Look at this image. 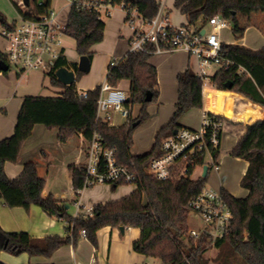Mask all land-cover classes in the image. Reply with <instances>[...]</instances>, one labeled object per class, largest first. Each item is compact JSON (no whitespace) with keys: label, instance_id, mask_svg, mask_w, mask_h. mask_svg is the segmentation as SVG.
<instances>
[{"label":"trees","instance_id":"obj_1","mask_svg":"<svg viewBox=\"0 0 264 264\" xmlns=\"http://www.w3.org/2000/svg\"><path fill=\"white\" fill-rule=\"evenodd\" d=\"M110 1L136 8L148 18L156 14L161 5L157 0ZM175 7L186 14L187 23L200 30L216 14L235 17L242 8L264 9V0H176ZM14 22L15 20L9 21L0 10L1 24L11 26ZM105 27V19L99 18L96 13L77 5L71 7L66 32L75 39L76 50L80 56L86 55L92 61L94 52L91 48L104 39ZM223 48L227 56L248 68L250 65L245 60L247 57H264V47L252 49L238 43L223 42ZM151 56L152 54L147 52L129 51L108 66L106 80L115 86L122 80H129L131 88L128 103L143 105L137 117L122 125H109L106 121L97 120L101 85L86 90L87 96H81L82 90L76 82L65 85L58 80L55 70L61 67L75 70L77 77L84 74L78 69V62H71L65 57L59 58L49 73L52 84L63 88L61 95L24 97L14 133L0 140V199L9 207L29 208L32 204L41 206L50 215L65 219L69 223L68 234L36 238L26 231L7 232L0 228L5 235L1 248L13 253L50 255L66 243L76 244L82 237L80 231L83 228L87 230L86 237L97 246L98 231L102 227H138L141 237L134 243V249L138 252L166 263L209 264L204 253L207 244L212 241L205 236L196 241L188 235L191 212L189 203L206 187L208 175L160 180L147 171L150 159L161 153L163 139L174 134L175 130L187 127L180 123V118L193 108L204 106V80L190 67L178 73V100L172 119L159 130L154 146L149 152L134 154V130L149 117L146 106L159 97L158 70L150 61ZM4 59L0 55V61ZM0 72L8 71L0 69ZM252 75L251 77L239 74L237 65H233L229 68H219L211 76L212 83L222 90H227L226 82L232 81L231 90L236 91L237 95L249 104L244 110L245 114L241 110L233 116L223 111L209 112L226 123L231 122L230 119L243 122L242 125L224 127V131L236 136L235 144L246 130V124L253 122L248 125L239 144L231 152L232 157L248 162L246 173L241 179V185L248 190V194L237 197L226 188L221 189L234 215V231L232 236L217 240L215 245L221 247L228 240L231 249L229 255H238L242 264H264V90L255 75ZM149 93L152 94L151 101L146 100ZM247 112L254 115H247ZM36 124H43L48 128L58 127L63 136H66L68 131H83L84 135L90 138L98 131L106 146L116 148L118 161L134 169L137 178L133 183L137 184V188L119 199L94 205L91 214L76 216L69 214L66 202L53 195L43 194L46 179L39 174L36 161L25 162L23 173L19 177H9L6 163L18 160L23 145L32 135ZM229 150H224L223 155ZM220 153L221 145H211L213 161L218 160ZM203 163L212 164L211 161L205 160V156L195 159L196 165ZM73 179L75 187H82L84 178L78 168L74 170ZM120 184L113 185L117 187ZM222 264H230V260L226 259Z\"/></svg>","mask_w":264,"mask_h":264},{"label":"crops","instance_id":"obj_2","mask_svg":"<svg viewBox=\"0 0 264 264\" xmlns=\"http://www.w3.org/2000/svg\"><path fill=\"white\" fill-rule=\"evenodd\" d=\"M157 1L169 14L173 24L180 25L188 22L186 14L180 8L175 7L176 0ZM173 12L179 13L180 17L176 16L174 18L172 16ZM249 13L252 19L262 27L259 23L260 20L256 17L257 11L251 9ZM236 15L234 17L235 27L233 30L239 32L241 29L237 26L244 20L243 18H236ZM106 19L104 39L94 44L91 48L94 56L88 75L89 78L81 90L94 89L101 85V73H104L110 60L111 62L117 61L130 51L133 31L125 22L124 10L121 7H116L112 16ZM240 36L243 35L240 34ZM222 38L227 43L245 45L240 43L239 39H230L228 35L226 37L222 36ZM6 46L7 43L4 48L0 49V54L4 53ZM261 47L264 46L250 48L259 49ZM67 51L66 48V53ZM249 59H252V57H249ZM150 61L158 70L159 97L156 104H148L146 106L149 117L144 122H146L149 131L153 132V137L151 139V135L147 136L140 144L136 143V145L132 146V152L138 155L145 154L152 149L159 130L167 125L173 117L178 100V73L189 67L196 72L200 66L198 58L185 49L154 53L150 57ZM249 65L250 71L257 80L264 84V75L257 64L251 65L250 62ZM216 71L217 69L211 74L213 75ZM209 84L212 85L209 86ZM118 86L130 92L131 83L129 80H122ZM57 87L52 84L51 79L46 81V75L41 70L0 72V140L14 133L25 96H55L56 92L63 90L62 87ZM209 89L222 90L218 89L212 81L208 82L204 91V106L202 108H193L185 113L180 118L181 124L191 128H198L206 112L223 111L233 116L238 110L245 114V108L249 107L245 99L240 98L236 91L230 90L232 95L226 98L224 104L217 107L218 109H214L211 103L212 95H215V92L212 90L211 93ZM136 104H139L138 110L136 113L134 112L135 104H133L132 118L137 117L143 107L140 103ZM249 114L254 115L252 112H247V115ZM118 116L119 114L115 116V120L118 119ZM123 119L125 123L128 121V119ZM235 122H227L226 125L243 124L242 121L236 120ZM251 123L246 124V130ZM60 131L58 127L48 128L43 124H36L32 135L24 143L18 160L6 163L8 176L11 178L19 177L23 173L25 162L29 160L36 161L39 174L46 179L43 194L45 196L53 195L55 198L66 202V207L71 215H76L77 213V198L81 199L85 207L121 198L115 197L118 194L116 191H112V188L107 183H99L85 188L75 187L74 170L77 168V162L80 158V146L84 141V136L77 131H68L66 136H63ZM241 138L235 144L236 136L229 131H224L220 156L217 161H211L219 174V187L217 190L221 191L224 187L237 197H244L248 194V190L241 185V179L246 173L248 162L242 158H234L231 155L232 150L239 144ZM224 150H229V152L223 155ZM209 172L210 168L208 174ZM237 179L238 183L233 184ZM68 225L69 223L65 219L50 215L37 204H32L29 208L22 206L9 207L0 199V228L4 231H26L36 238H43L48 235L66 236L68 234ZM1 229L0 264H76L77 261L91 262L92 260H95L97 264H138L146 258L145 254L134 249V243L141 237V230L138 227H126L122 230L121 227L105 226L98 231L97 246L87 237H80L76 244L72 242L66 243L58 247L50 255L30 254L28 252L13 253L1 248L5 242V235Z\"/></svg>","mask_w":264,"mask_h":264},{"label":"built area","instance_id":"obj_3","mask_svg":"<svg viewBox=\"0 0 264 264\" xmlns=\"http://www.w3.org/2000/svg\"><path fill=\"white\" fill-rule=\"evenodd\" d=\"M17 4L21 9L20 20H15L11 26L0 23V36L7 43L4 53L0 55L10 67L15 63L20 66V71L37 69L51 78L49 73L54 69L57 60L61 57L68 58L65 39L69 36L66 32L69 12L67 19L63 20L60 13L52 7V0H30L29 5L24 0H18ZM73 5L94 12L102 19L112 16L114 9L121 7L125 12L126 24L133 31L130 51L154 54L176 49L187 50L199 60L200 66L196 73L204 80V91L208 82H211L210 69L214 66L219 69L237 65L239 74L253 76L246 65L238 63L224 52L222 30L228 22L227 16L222 14L212 16L202 29L197 30L189 23L173 24L162 5L150 18L143 16L136 8L128 7L124 3L114 4L110 0H69L70 9ZM56 95H61V92H56ZM80 95L87 96V91L82 90ZM129 98L130 93L127 90L106 80L100 87L97 120L113 125L118 114L130 120L133 104L128 103ZM225 125V121L206 112L200 127H183L165 137L161 143V153L150 159L147 171L160 180L192 177L197 167H201L203 173L204 165L208 163L196 165L195 159L205 156V160L213 162L211 145L216 147L222 144ZM77 132L84 136L77 162V168L84 178L83 188L99 183L135 182L137 175L134 169L118 161L116 148L106 146L98 131L90 138L83 131ZM76 205V216L88 215L94 210L93 206L85 207L80 198H77ZM189 206L203 221L201 226L189 228L188 235L196 241L205 236L215 243L233 235L234 215L220 190L205 187L190 200ZM80 234L86 237L87 230L83 228ZM245 236H248L247 233ZM76 264L97 263L92 260L77 261ZM138 264L172 263L146 256Z\"/></svg>","mask_w":264,"mask_h":264},{"label":"rangeland","instance_id":"obj_4","mask_svg":"<svg viewBox=\"0 0 264 264\" xmlns=\"http://www.w3.org/2000/svg\"><path fill=\"white\" fill-rule=\"evenodd\" d=\"M18 0H0V10L7 16L9 21H14L20 20V6H18L17 4ZM52 7L58 11L60 13V17L63 20L67 19V14L69 12L70 6H69V0H52ZM252 8L248 9V8H243L237 15L236 18H243L244 22H242L241 24L239 23L237 27H239L241 30L239 32H236L233 30V28L235 27V19L234 17H227V26L222 30V36L226 37V35H228V37L230 39H239L240 43L245 44L248 47H260V46H264V10L262 9H253L256 10V17L260 20V24L262 25V27L260 25H258L253 19L251 14L249 13V11ZM172 16L175 18L180 17L179 13L177 12H173ZM105 21L107 22V19H105ZM240 34H242L243 36H240ZM5 39L2 38L0 36V49L5 47L6 42L4 41ZM4 42V43H3ZM65 46L67 48V56H68V60H70L71 62H78L80 59V55L78 54L77 50H76V41L73 37L71 36H67L65 39ZM6 49V48H5ZM245 59V58H244ZM248 63L251 62V65L257 64L258 68L260 69V71L263 73L264 75V57H252V59H249V57H247ZM116 61H114L115 63ZM110 62L107 65V68L105 69L104 73L102 75V80L101 83H104L106 81L107 78V72H108V66ZM19 65L12 63L10 69L8 70V72L14 71V70H19ZM216 69V66H214L213 68L210 69V72H214ZM90 72L84 73L82 75H80L79 77L76 78V84L78 86V88L81 90L83 88V85L86 84L87 80H88V75ZM100 74V72H99ZM50 77L47 75L46 76V81H49ZM212 84H209V86H211ZM262 88L264 90V84H261ZM208 86V87H209ZM61 87V86H58ZM57 87V88H58ZM54 90V88H53ZM214 89H209V91H211ZM62 92V91H61ZM215 95H212V103L211 106L214 109H218L217 107L219 105H223L226 98H229L232 93L230 90H214ZM215 96H217V98H215ZM156 101L150 102L149 104H156ZM138 106L139 104H135V109L134 112L136 113L138 110ZM228 118V117H227ZM232 123H236L234 119H230ZM125 120L123 118H121V116H118V119L115 120L114 124L115 125H122ZM153 132H150L148 127L146 126V122L141 123L140 125H138L135 130H134V142L136 145L140 144L145 138H147V136L151 135V139L153 137ZM139 146V145H137ZM210 172L208 174V179L206 182V188H212L217 190L219 187V174L218 171L216 170V168L214 167L213 164H210ZM202 174V169L201 167H197L195 172L193 173V178H198L199 176H201ZM238 183V179L234 181L233 184H237ZM110 187L112 188V191H116V193L118 194L117 196H115L116 198L118 197H122L124 195H126L127 193H129L130 191H132L133 189L137 188V184L136 183H125V184H120L117 187H115L113 184H109ZM203 223V221L201 220L200 216L195 213L193 210L190 212L189 215V225L191 227H199L201 226V224ZM228 240L221 246L218 247L215 245V243L211 242L207 244L204 256L205 258L208 260L209 264H222L224 263V261L226 259L230 260V264H242L239 260V256L238 255H229L231 253V249L228 246ZM196 243V242H195Z\"/></svg>","mask_w":264,"mask_h":264},{"label":"water","instance_id":"obj_5","mask_svg":"<svg viewBox=\"0 0 264 264\" xmlns=\"http://www.w3.org/2000/svg\"><path fill=\"white\" fill-rule=\"evenodd\" d=\"M24 2L29 5L30 4V0H24ZM205 30H202V33H204ZM91 63L92 61L90 60V58L86 55H82L80 56V59L78 61V69L84 73H87L90 71L91 69ZM0 69L2 71H8L10 69L9 64L5 61V60H1L0 61ZM56 76L58 78V80L65 85L68 84H72L76 82V71L73 69H69L68 67H61L59 69H57L56 71ZM233 87V82L232 81H228L226 82V88L228 90H231ZM147 101H151L152 100V94L149 93L146 97ZM253 123V122H252ZM178 130H175L174 133H176ZM210 165L209 164H205L204 165V170L202 175L203 176H207L208 175V170H209ZM126 227L122 226L121 229L124 230Z\"/></svg>","mask_w":264,"mask_h":264},{"label":"bare ground","instance_id":"obj_6","mask_svg":"<svg viewBox=\"0 0 264 264\" xmlns=\"http://www.w3.org/2000/svg\"><path fill=\"white\" fill-rule=\"evenodd\" d=\"M223 133H224V131H223Z\"/></svg>","mask_w":264,"mask_h":264}]
</instances>
